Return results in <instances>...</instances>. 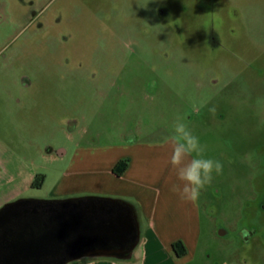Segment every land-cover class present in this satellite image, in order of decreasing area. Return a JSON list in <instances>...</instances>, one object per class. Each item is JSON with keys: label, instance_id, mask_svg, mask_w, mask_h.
<instances>
[{"label": "rangeland", "instance_id": "rangeland-1", "mask_svg": "<svg viewBox=\"0 0 264 264\" xmlns=\"http://www.w3.org/2000/svg\"><path fill=\"white\" fill-rule=\"evenodd\" d=\"M177 117L222 164L183 264H264L239 232L264 150V0H0V209L50 199L75 140L157 141Z\"/></svg>", "mask_w": 264, "mask_h": 264}, {"label": "crops", "instance_id": "crops-1", "mask_svg": "<svg viewBox=\"0 0 264 264\" xmlns=\"http://www.w3.org/2000/svg\"><path fill=\"white\" fill-rule=\"evenodd\" d=\"M73 139V132L69 133ZM75 140V139H74ZM75 140L72 149L65 147L57 155L61 168L49 193L50 199H36L40 204H62L84 208L79 224L91 240L86 247H121L116 238H106L108 229L96 226L106 210L116 207L130 214L139 239L130 257L85 256L72 264H183L198 248L202 232L199 201H182L171 190L177 183L169 163L171 145L165 138L131 139L118 142H83ZM60 158V159H59ZM129 165L122 174L114 171L122 159ZM47 178V176H46ZM89 220V221H88ZM92 224V225H91ZM95 226V228H91ZM181 240L187 252L179 255L173 247ZM141 247L140 253L136 248ZM137 254V255H136Z\"/></svg>", "mask_w": 264, "mask_h": 264}, {"label": "water", "instance_id": "water-1", "mask_svg": "<svg viewBox=\"0 0 264 264\" xmlns=\"http://www.w3.org/2000/svg\"><path fill=\"white\" fill-rule=\"evenodd\" d=\"M0 209V264H67L85 256H131L139 239L130 214L116 207L103 209L96 226L108 229L106 238H116L121 247L90 248L79 224L84 208L62 204H40L36 201L10 203ZM89 221V220H88ZM92 225V224H91ZM95 228V226H91Z\"/></svg>", "mask_w": 264, "mask_h": 264}, {"label": "clouds", "instance_id": "clouds-1", "mask_svg": "<svg viewBox=\"0 0 264 264\" xmlns=\"http://www.w3.org/2000/svg\"><path fill=\"white\" fill-rule=\"evenodd\" d=\"M165 142L171 145L169 163L177 180L171 190L182 201L197 202L202 191L212 183L213 173L222 171V164L206 155L199 137L179 117L172 126L171 135L165 137Z\"/></svg>", "mask_w": 264, "mask_h": 264}, {"label": "flooded vegetation", "instance_id": "flooded-vegetation-1", "mask_svg": "<svg viewBox=\"0 0 264 264\" xmlns=\"http://www.w3.org/2000/svg\"><path fill=\"white\" fill-rule=\"evenodd\" d=\"M211 39L215 44L219 41L215 32L211 33ZM260 150L261 159L256 163L252 161L253 172L248 176V187L243 193L241 209L245 225L239 232L242 234L244 245L251 249L255 237L261 238L264 244V150Z\"/></svg>", "mask_w": 264, "mask_h": 264}, {"label": "trees", "instance_id": "trees-1", "mask_svg": "<svg viewBox=\"0 0 264 264\" xmlns=\"http://www.w3.org/2000/svg\"><path fill=\"white\" fill-rule=\"evenodd\" d=\"M128 165H129V159H127V158L122 159L116 164L114 171L117 174H122L127 169ZM23 201H27V200H23ZM31 201H36V200L31 199ZM10 205H11L10 203L6 204L2 207V209H5V208L9 207ZM173 247L179 255H184L187 252L186 246L184 245V243L181 240L175 241L173 243Z\"/></svg>", "mask_w": 264, "mask_h": 264}]
</instances>
